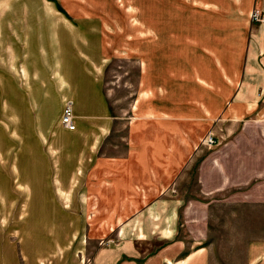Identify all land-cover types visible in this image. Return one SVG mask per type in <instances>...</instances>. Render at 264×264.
<instances>
[{"label": "rangeland", "instance_id": "obj_1", "mask_svg": "<svg viewBox=\"0 0 264 264\" xmlns=\"http://www.w3.org/2000/svg\"><path fill=\"white\" fill-rule=\"evenodd\" d=\"M229 4L0 0V264H89L97 249L115 237L92 226L88 199L72 193V181L55 179L61 172L72 176L79 143L71 132H56L64 129L59 123L64 103L72 107L69 97L59 98L60 79L88 84V76L79 79L86 69L102 82L104 102L117 117L135 114L140 75L147 89L164 88L170 99L187 97L171 83L174 78L190 77L193 94L199 89L195 79L206 75L203 61L233 56L244 19ZM221 46L223 53L217 51ZM215 76L209 69V81ZM219 103L209 100L210 129L219 124ZM111 133L106 141L120 142L123 122L114 124ZM202 139L199 144L207 147ZM217 240L215 250L230 259L232 246ZM142 247L147 253L153 246ZM233 256L226 264H244L242 244L234 245Z\"/></svg>", "mask_w": 264, "mask_h": 264}, {"label": "crops", "instance_id": "obj_2", "mask_svg": "<svg viewBox=\"0 0 264 264\" xmlns=\"http://www.w3.org/2000/svg\"><path fill=\"white\" fill-rule=\"evenodd\" d=\"M229 1L244 19L233 56L203 61L206 75L195 79L199 89L193 94L190 77L174 78L171 83L187 97L175 93L170 99L164 88L149 90L140 75L135 114L117 117L92 73H79L80 81L88 76V84L60 79L57 92L61 101L72 102L74 129L56 132H71L79 143L72 176L56 172L55 179L72 181V193L88 199L92 226L115 236L89 264H226L239 244L244 264H264V21L250 20L253 9L264 16V0ZM209 69L215 80L209 81ZM42 94L47 96L45 89ZM210 99L220 102V121L212 129ZM122 122L120 142H107L113 125ZM208 131L215 144L201 146ZM217 238L232 246L230 259L215 250ZM142 245L153 247L144 253Z\"/></svg>", "mask_w": 264, "mask_h": 264}, {"label": "built area", "instance_id": "obj_3", "mask_svg": "<svg viewBox=\"0 0 264 264\" xmlns=\"http://www.w3.org/2000/svg\"><path fill=\"white\" fill-rule=\"evenodd\" d=\"M250 20L252 22H263L264 16L258 10H252L250 13ZM59 123L66 130L71 131L74 129L72 107L69 101L65 102L62 107ZM202 142L206 144L207 147H211L213 144H215L214 136L210 132H208L202 139Z\"/></svg>", "mask_w": 264, "mask_h": 264}, {"label": "trees", "instance_id": "obj_4", "mask_svg": "<svg viewBox=\"0 0 264 264\" xmlns=\"http://www.w3.org/2000/svg\"><path fill=\"white\" fill-rule=\"evenodd\" d=\"M56 8H57L58 10L62 11L61 8H60L57 4H56Z\"/></svg>", "mask_w": 264, "mask_h": 264}]
</instances>
